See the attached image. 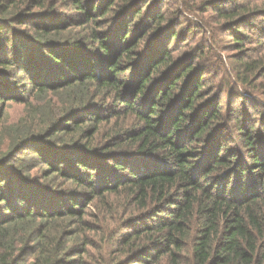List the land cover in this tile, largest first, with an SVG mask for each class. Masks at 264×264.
Here are the masks:
<instances>
[{
    "label": "trees",
    "instance_id": "16d2710c",
    "mask_svg": "<svg viewBox=\"0 0 264 264\" xmlns=\"http://www.w3.org/2000/svg\"><path fill=\"white\" fill-rule=\"evenodd\" d=\"M5 140L0 264H264V0H0Z\"/></svg>",
    "mask_w": 264,
    "mask_h": 264
},
{
    "label": "rangeland",
    "instance_id": "374dc122",
    "mask_svg": "<svg viewBox=\"0 0 264 264\" xmlns=\"http://www.w3.org/2000/svg\"><path fill=\"white\" fill-rule=\"evenodd\" d=\"M212 20H209L208 17H205V19L200 20L197 17H191V16H185L184 17V24L182 26V28L186 27V26H190L193 29H196V33H194V39L191 40L193 41L194 44H196V46H200V44L204 43V36H209L208 35V31L209 30H214L215 26L213 25V23L211 22ZM194 23H198L201 24L198 27L193 26L192 24ZM202 30V35H196L198 34L197 32ZM186 37H182V39H185ZM215 39H212L216 42H218L219 44H222L224 41H226L227 39L222 37L221 35H215ZM189 40V39H187ZM203 46V45H202ZM180 53H183V50H180ZM234 53H232L231 51H227V52H223V48L218 46V49L214 52L213 57L209 58L208 56L204 58V66L207 68L206 74L208 73V70H211V72H215L216 73V68L219 67V63H220V58L225 59L223 63L228 64L229 60L226 59L227 56H232ZM231 62V60H230ZM213 70V71H212ZM210 72V73H211ZM217 86V84H216ZM222 98H224V96H222ZM24 111V107L22 106H14L11 109H9L8 111V119H7V124L11 123L15 120H17L20 116H22ZM8 145V140H5L3 143H1L0 145V154L4 153L6 147ZM23 154H26L25 152H23ZM28 155V154H27ZM20 156L23 155H18V153L15 154V158H20ZM34 171H31V174H33ZM110 228L107 231V237L108 236H112L115 234V230L112 229V231L110 232ZM97 245L94 249H92L89 252V258H87V262L89 264H112L115 260L116 256V252L114 247L109 246V244H107L106 242L104 243H99V241H96ZM102 257V260L100 261V258ZM29 255L26 254L24 255V257L22 258V262L24 264H29Z\"/></svg>",
    "mask_w": 264,
    "mask_h": 264
}]
</instances>
